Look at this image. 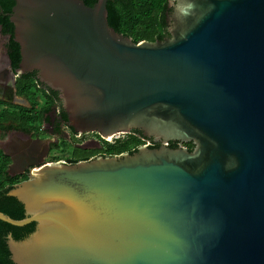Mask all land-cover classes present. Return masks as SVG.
I'll return each mask as SVG.
<instances>
[{
  "label": "water",
  "instance_id": "95a60500",
  "mask_svg": "<svg viewBox=\"0 0 264 264\" xmlns=\"http://www.w3.org/2000/svg\"><path fill=\"white\" fill-rule=\"evenodd\" d=\"M107 3L15 0L13 77L36 71L78 132L162 145L31 169L8 192L26 216L0 211L36 223L7 235L11 259L264 264V0H171V37L155 42L115 30Z\"/></svg>",
  "mask_w": 264,
  "mask_h": 264
},
{
  "label": "flooded vegetation",
  "instance_id": "af4514ba",
  "mask_svg": "<svg viewBox=\"0 0 264 264\" xmlns=\"http://www.w3.org/2000/svg\"><path fill=\"white\" fill-rule=\"evenodd\" d=\"M89 1L94 2V0ZM111 1L117 3L119 0ZM5 2L9 3L10 0H6ZM10 11H5L4 6L0 3V16L7 17V13ZM173 12L174 6L171 4V0H166L164 10L166 31L163 39L171 37L170 17ZM13 38V33L6 32L3 23L0 22V113L6 110L10 112L15 111L22 116L24 113L25 115L28 113L26 112L27 109L33 108L31 116H38L43 111L42 122L36 121L35 123V126H38L37 130L28 131L21 128L18 123H15L16 126L0 129V165L6 166L7 174L15 179L14 183L16 184L26 179L31 169L44 164L54 162L75 163V161L109 156V154L102 150L103 141L96 140V146L90 144L89 139L95 141V135L101 137L99 133L78 132L69 124L68 114L64 110L59 93L41 83L37 79L36 71L28 72L34 73V80L40 82L38 85L39 89L36 91L38 94L36 102L29 100V98L23 95H19L17 83L23 74L15 76V79L13 77V74H16L15 72L19 68L21 60L13 59L11 56L16 50L14 46L15 39L13 40ZM28 73H25V75ZM7 124L11 126V122L8 121ZM122 134L123 136L119 138L116 137L117 135L113 136L116 137L113 142L117 139H125L130 135H136L145 142L144 144L148 143V146L151 148H158L162 145V140L147 137L140 130L133 129L131 132H124ZM36 140L38 142H35ZM176 143L170 142L169 145L173 146ZM177 144L179 147L180 142ZM46 146H48L47 153H41ZM64 146L69 147V156L53 161L51 159L53 151L55 149L64 150ZM30 148L37 149V152L28 153ZM134 152L135 150L132 153ZM13 157H16V162H14Z\"/></svg>",
  "mask_w": 264,
  "mask_h": 264
},
{
  "label": "trees",
  "instance_id": "16d2710c",
  "mask_svg": "<svg viewBox=\"0 0 264 264\" xmlns=\"http://www.w3.org/2000/svg\"><path fill=\"white\" fill-rule=\"evenodd\" d=\"M0 0L5 11L12 10L15 0ZM89 6H94L98 0L90 2L84 0ZM165 2L166 0H119L113 3L108 0V21L109 24L118 32L132 37L134 42L147 40L155 42L157 40L163 41L166 31L165 22ZM0 22L4 25L6 32L13 33L14 24L10 21L9 17L0 16ZM14 40V38H13ZM15 53L11 54L13 59L20 60V44L14 40ZM34 73L23 74L18 79L17 88L19 95H23L29 100H35L38 85L40 82L34 80ZM32 109H27L26 115H19L17 112L4 111L0 113V129L7 127L19 126L28 131L37 130L35 122H42L43 111L38 116H31ZM11 122V126L7 122ZM102 150L109 156L120 155L125 152L132 153L133 150L137 151V147L143 145L145 142L139 139L136 135H130L125 139H117L115 142H109L102 139ZM172 143V142H171ZM178 143V142H177ZM171 145L173 148L178 147V144ZM188 149L193 150L194 144L188 142ZM77 162V161H75ZM15 179L7 174L6 166L0 165V211L9 215L14 219H22L25 215L24 204L16 197L8 194L9 190L14 186ZM35 222L28 223L24 226H16L0 220V264H15L11 259V253L7 245V235L12 234L15 239H23L35 230Z\"/></svg>",
  "mask_w": 264,
  "mask_h": 264
},
{
  "label": "rangeland",
  "instance_id": "374dc122",
  "mask_svg": "<svg viewBox=\"0 0 264 264\" xmlns=\"http://www.w3.org/2000/svg\"><path fill=\"white\" fill-rule=\"evenodd\" d=\"M37 96H38V94L36 95V98H35V100H37L38 98H37ZM34 100V101H35ZM36 102V101H35ZM36 123V122H35ZM95 135V134H94ZM120 136H123V134L122 133H118L117 134V136L116 137H120ZM127 136V135H126ZM95 137V141L94 140H91V139H89L90 140V144L92 145V146H96L97 145V141L96 140H98V141H101L102 139H101V137H99V136H97V135H95L94 136ZM116 137H110V138H107V140H109L110 142H113L114 140H115V138ZM180 146H182V147H185V148H187L188 149V142H180V144H179ZM64 148V150H60V149H55L54 151H53V153L51 154V159H53V161H56V160H58V159H60V158H67L68 156H69V147H66V146H64L63 147Z\"/></svg>",
  "mask_w": 264,
  "mask_h": 264
},
{
  "label": "built area",
  "instance_id": "2783aa9c",
  "mask_svg": "<svg viewBox=\"0 0 264 264\" xmlns=\"http://www.w3.org/2000/svg\"><path fill=\"white\" fill-rule=\"evenodd\" d=\"M101 139L106 140V141H109V140H107V138H102V137H101ZM101 141H102V140H101ZM144 145H148V143H146V144H144Z\"/></svg>",
  "mask_w": 264,
  "mask_h": 264
}]
</instances>
